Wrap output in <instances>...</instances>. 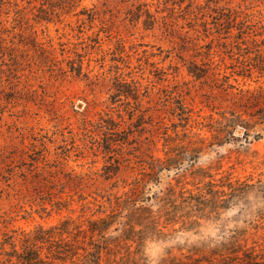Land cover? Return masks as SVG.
Listing matches in <instances>:
<instances>
[{"label":"rangeland","instance_id":"1","mask_svg":"<svg viewBox=\"0 0 264 264\" xmlns=\"http://www.w3.org/2000/svg\"><path fill=\"white\" fill-rule=\"evenodd\" d=\"M165 1L82 0L81 7L98 13L85 36L101 26L109 32L81 75L57 70L84 46L66 25H77L72 15L37 24L47 64L31 51L19 78L0 79V261L12 254L15 262L14 251L33 243L48 264H238L211 251L221 248L224 234L237 229L249 244L264 239V220L244 223L261 202L254 195L218 213L198 212L195 222L183 206L166 210L169 202L181 203L186 189L255 181L264 169V122L252 115L264 106V0H196L199 19L187 15L189 0H182L186 12ZM131 11L140 18L132 20ZM146 11L157 17L152 29L144 26ZM118 44L125 48L118 75L131 89V79L139 81L140 98L115 109L127 121L130 111H144L148 124L118 156L119 169L106 174L107 157L95 140L108 131L101 118L115 91L109 66ZM160 46L172 58L162 60ZM188 62L204 76L190 74ZM131 70L134 76H126ZM181 104L187 113L180 116ZM223 127L231 131L223 135L227 142L216 131ZM66 220L75 225L63 227L62 236L50 227ZM64 244L79 257L56 259Z\"/></svg>","mask_w":264,"mask_h":264},{"label":"trees","instance_id":"2","mask_svg":"<svg viewBox=\"0 0 264 264\" xmlns=\"http://www.w3.org/2000/svg\"><path fill=\"white\" fill-rule=\"evenodd\" d=\"M23 1H26V5H23ZM167 2L168 1L166 0L164 4H167ZM33 3H36V5L31 8L30 5ZM81 3L82 0H0V79L4 78L5 81L9 82L13 78H19L20 72L24 70V63L29 60V53L31 51L33 55L35 54L37 57L40 56V60L47 64L49 56H45V53L49 54V52L43 48L35 38L37 33V24H58L66 21V18L72 15L77 18V25H72V22L69 21H67L68 23H66V25L70 26L73 32H77L75 36L84 39L82 41L84 46L82 47V52H74L73 59L68 60L67 62V68L59 67L57 70L59 71L58 74L72 73L81 75L84 70V61L86 57L98 47L102 39L101 35L108 34L109 32L105 27L101 26L97 30H94L92 34L85 36L87 31L86 27L88 26V29H92L94 27V24L97 21L98 13L94 11L93 8L87 9L86 7H81ZM172 4L178 5L179 9L184 12L188 9L187 7L182 8V0H175ZM188 7H190L191 10H189L187 15L192 19H199V11L197 9L198 6L196 0H189ZM34 8L35 11H33ZM130 14L132 20H137V18H140L141 16V14H137L136 12L132 13V11ZM156 22L157 17L151 12L146 11V18L143 21L145 28H154ZM158 51L159 55L166 52L162 60H167L170 57L172 58L170 50L165 51L160 46ZM43 52L44 55H42ZM124 52L125 48L119 44L115 46L111 52L109 71L115 74L113 77L115 91L110 94L108 99L109 109L104 112L101 118V120L103 119L102 121L105 123L104 125H101V128L104 127L108 131L105 133L102 140H95V142L98 143L99 147L103 150L105 157H107L105 161L106 164L104 165V173L106 174L115 172L119 169L120 158L118 156L123 154L122 151L126 146L138 143V138L134 137V134L136 133L140 137L145 133L146 124H148L145 120L144 111H140L142 113L136 116L134 111H130L128 113L127 121L120 113H118L119 109H115L121 105H129V98H133L136 102H139L140 98L137 85L139 81L132 78L131 80L134 88L131 89V84H128L127 80L123 76L118 75L119 71L123 69L120 67L119 62L122 60L121 55ZM125 62L128 64L126 67L130 68V61ZM188 64L187 69L190 74L196 76L197 78L204 76L202 68L197 63L188 62ZM138 65H140V63ZM169 66L173 67L172 63ZM138 67L139 66H136L135 68ZM163 70L164 69H160L159 72L164 73ZM126 76H134V71L131 70ZM260 92L261 90L254 98L256 101L255 106H260V99L262 97ZM180 110V116L187 113L184 105L182 104L180 105ZM252 115L258 116L262 122H264V106L257 107V110ZM189 118V116H182L181 120L188 123ZM209 128L212 129L213 126ZM220 129L219 131L216 130L220 136L225 135V133L231 134V131H228L226 127H223L222 130ZM245 135L248 136V133L246 132ZM131 137L133 138L130 139ZM223 139L224 142L228 141V139L224 136ZM73 144H75V140L73 141ZM128 154L131 153L128 152ZM189 160L191 162H195V156H191ZM203 185L204 188L200 189L197 187L198 191L196 192L188 191L187 189L182 191L180 196L181 203L172 204L169 202L166 210H169V213H172L174 209H179L177 206H183L188 212L191 211L193 213V215L189 218L195 222L197 219L202 218L197 216L196 213L198 212H203L206 214L205 216H207V214L218 213L221 210H227L230 207V203L232 204V202H235L236 204H240L241 202H245L249 195H254L256 198H259L261 202L257 203L258 205L255 207V211L251 213L252 215L250 218L244 221V223L251 225L252 223H260V220H264V169H261L255 181L252 179H238L234 182H228L227 185H223V189L215 188L214 183L211 181L203 182ZM225 187L227 190L224 189ZM234 199L235 201H233ZM58 202L60 201H57V203ZM105 212L106 211H100L101 214H104ZM99 221H101V223H105L107 222V219L100 217ZM71 225H75V220H66L60 224L50 227H53L52 229L54 230L59 229V234L62 236L67 232L63 227H71ZM254 228L258 230V227ZM233 233L238 236L233 235ZM230 234H224L223 242H217L216 246L220 244V249H211L215 256H219L220 259L224 261L226 259L236 261L238 264H264V239L262 241H253L252 244H249L247 239L238 238L241 234H239L237 229L231 230ZM50 240L51 239H48L47 241ZM61 240L63 239H59V241ZM34 246L35 245H33V243L30 246H23L22 252H17L15 250V262L11 260L13 255L7 254L9 259L0 261V263L48 264L43 260V258H41L40 251ZM68 246L69 244L57 246V255L55 258L63 262H67L66 259L69 254L70 258L68 259L70 260L79 257V252L73 250V248L67 249ZM95 253L96 252L92 253L89 251L87 255L95 256ZM95 257H97V253ZM92 262L93 264H99L98 259L92 260Z\"/></svg>","mask_w":264,"mask_h":264}]
</instances>
